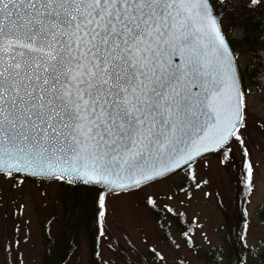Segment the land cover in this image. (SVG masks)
Returning a JSON list of instances; mask_svg holds the SVG:
<instances>
[{"label": "snow or ice", "instance_id": "obj_1", "mask_svg": "<svg viewBox=\"0 0 264 264\" xmlns=\"http://www.w3.org/2000/svg\"><path fill=\"white\" fill-rule=\"evenodd\" d=\"M247 95L207 0H0V177L138 189L189 245L184 199L145 189L183 173L190 199L197 166L237 144L251 192Z\"/></svg>", "mask_w": 264, "mask_h": 264}, {"label": "rangeland", "instance_id": "obj_2", "mask_svg": "<svg viewBox=\"0 0 264 264\" xmlns=\"http://www.w3.org/2000/svg\"><path fill=\"white\" fill-rule=\"evenodd\" d=\"M217 6L223 10L220 19L223 30L231 26L230 16H246L251 8L264 15V0L257 3L221 0ZM242 34L236 29L227 38ZM234 54L241 76L249 63L248 56L241 52ZM248 87L247 126L242 131L250 159L255 164V185L249 192L247 204L246 243L250 251L244 264H264V76L256 80L254 87L250 83ZM226 156L208 157L206 165L197 166L200 178L208 183L201 184L199 189L187 187L185 190L193 194L190 199L177 187L184 181L183 173L145 189L150 193L175 192L177 199H184L183 205L173 206L184 213L185 221L179 223L185 227L190 218H196V225L190 232L195 239L189 245L184 244V238L177 232L179 224L162 212L161 217H155L151 206L145 204L144 192L138 189L122 193L102 191L97 194L99 207L97 204L95 208L92 201L95 194L90 199L86 189H79L74 191L75 197L71 199L69 192L73 189L62 181L33 180L23 176L17 181L13 177H0V264H45L64 256L65 248L72 252L66 264H90L89 232L82 224L81 210L84 209L91 210L93 216L98 213L100 218L97 264H159L149 247L162 253L165 264L177 261L208 264L210 252L218 253L225 263H231L235 236L225 212L231 209L238 188H242L237 186V178L231 169L235 167L236 173L241 171L239 145L233 144V152ZM76 199L81 207H76ZM96 224L94 222L91 228ZM161 224L167 227L166 234H162L165 230ZM173 241L179 242L181 247H173Z\"/></svg>", "mask_w": 264, "mask_h": 264}, {"label": "trees", "instance_id": "obj_3", "mask_svg": "<svg viewBox=\"0 0 264 264\" xmlns=\"http://www.w3.org/2000/svg\"><path fill=\"white\" fill-rule=\"evenodd\" d=\"M213 4L217 15L219 19L223 17V10L221 11L220 8L217 6L221 0H210ZM227 1V0H223ZM257 9L251 8V12L246 16L239 15H233L229 17V20L231 22V26L227 28L225 31L226 36H231V33H233L234 30L238 29L242 31V36H232L229 38V42L231 44V47L234 51V53L239 54H247L249 63L246 66L244 70L241 72V81L244 88L248 90V84L250 83L251 87H254V84L256 80H260L264 76V15H261V13H258L256 11ZM237 24V25H236ZM227 155V154H226ZM224 154L218 153V154H210L209 157H216V158H224L227 157ZM224 161H227L226 159ZM229 165V163H228ZM231 169L234 172L235 179L237 178V186L241 185L238 180V173H236V168L231 167ZM71 189H73V192L71 190L70 198L73 199L75 197L73 194H75V190L79 189H86L85 191L88 193L90 199L91 195L95 194L96 197L92 198L93 204L95 205V208L98 204L99 207V196L98 193H102V191H106L104 189H101L99 187H93L88 185H81V186H75L71 184H67ZM239 187V186H238ZM242 188H238L237 195L235 199L232 201L231 209L227 210L225 213L226 217L229 219V223L231 227L234 229L233 234L235 236V239L233 240V255L231 258V263H225L218 253L210 252L207 254V262L208 264H244L246 261V258L249 253V247L246 243V229H247V223H248V216H247V204L249 199V191L244 188L243 185H241ZM69 188V189H70ZM85 192V193H86ZM87 195V194H86ZM76 207H79V202L76 199L75 200ZM81 207V206H80ZM153 215L155 217H161L162 213L155 211L152 207H150ZM98 209V208H97ZM237 209L241 210V219L239 220V226L237 219H236V211ZM99 210V209H98ZM97 210V211H98ZM82 213V224L87 228V231L89 232V243H90V253H91V260L90 264H97V258L99 253V237H100V218L98 213H96L94 216L91 214V210L84 209L81 210ZM264 217V212H263ZM162 218H160L161 220ZM97 220V221H96ZM185 221L184 217L182 216L181 220ZM94 222H97V224L92 227V224ZM244 230V241L243 243L240 240L241 231ZM70 249V248H69ZM68 248L64 249V256L61 258L56 259L55 261H46L45 264H66V261L68 257L71 255L70 251L68 252ZM68 253V254H67ZM262 259L264 260V255H262ZM175 264H184L181 261L175 262Z\"/></svg>", "mask_w": 264, "mask_h": 264}, {"label": "water", "instance_id": "obj_4", "mask_svg": "<svg viewBox=\"0 0 264 264\" xmlns=\"http://www.w3.org/2000/svg\"><path fill=\"white\" fill-rule=\"evenodd\" d=\"M207 6H208V10H209L211 16L216 20L217 25L221 28V34H222V36L224 37L225 42L228 44V46H229V50H230V52L232 53V55H233V59H234V62H235V64H236V66H237V62H236V58H235L234 51H233V49H232V47H231V44H230V42H229V39L227 38V36H226V34H225L224 30H223V27H222V25H221V22H220V19H219L218 15H217V12H216V10H215V8H214V6H213V4L211 3L210 0H207ZM177 62H179V61H178V58H177ZM237 68H238V66H237ZM238 73H239V76H240L239 69H238ZM240 80H241V76H240ZM241 85H242V83H241ZM215 154H217V153H215ZM21 176L25 177L24 175H21ZM25 178H29V179H33V180H54V179L51 178V177H37V176H27V177H25ZM62 182H64V181H62ZM65 183H67V184H71V185H75V186L88 185V186H93V187H99V188H101V189L107 190V191L112 192V193H122V192H128V191L135 190V189H130V190H126V191H121V190H119V189H112V188H110V187L107 186V185H103V184H95V183H92V184H86V183H84V182H82V181L65 182Z\"/></svg>", "mask_w": 264, "mask_h": 264}, {"label": "bare ground", "instance_id": "obj_5", "mask_svg": "<svg viewBox=\"0 0 264 264\" xmlns=\"http://www.w3.org/2000/svg\"><path fill=\"white\" fill-rule=\"evenodd\" d=\"M241 83H242V81H241Z\"/></svg>", "mask_w": 264, "mask_h": 264}]
</instances>
